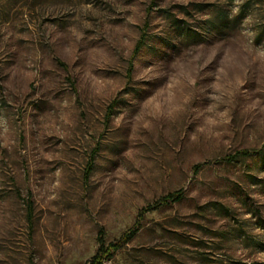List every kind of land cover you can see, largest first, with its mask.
<instances>
[{"label":"rangeland","instance_id":"obj_1","mask_svg":"<svg viewBox=\"0 0 264 264\" xmlns=\"http://www.w3.org/2000/svg\"><path fill=\"white\" fill-rule=\"evenodd\" d=\"M135 228L102 264H264V0H0V264Z\"/></svg>","mask_w":264,"mask_h":264},{"label":"trees","instance_id":"obj_2","mask_svg":"<svg viewBox=\"0 0 264 264\" xmlns=\"http://www.w3.org/2000/svg\"><path fill=\"white\" fill-rule=\"evenodd\" d=\"M143 42V37L138 41L137 46L135 48V53L141 48ZM112 106V105H111ZM243 154H250V151H243ZM241 153H237L234 157H239ZM92 162L88 164V168L86 170L87 174L91 171ZM183 197L182 191H174L170 192L162 197H160L153 204L149 205L150 209L156 208L158 206L167 205L168 203L178 201ZM137 229H132L125 232L119 239L111 242H106L104 238L103 230L99 231L98 234V243L99 247L95 254L91 257L90 260L83 264H102L105 260L110 259L117 251H119L127 242H129L133 236L136 234Z\"/></svg>","mask_w":264,"mask_h":264}]
</instances>
